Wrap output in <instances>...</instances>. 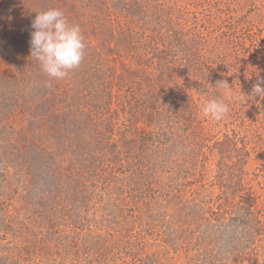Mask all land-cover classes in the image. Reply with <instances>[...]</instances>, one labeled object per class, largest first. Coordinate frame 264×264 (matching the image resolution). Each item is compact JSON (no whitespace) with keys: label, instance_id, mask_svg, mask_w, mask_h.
<instances>
[{"label":"rangeland","instance_id":"rangeland-1","mask_svg":"<svg viewBox=\"0 0 264 264\" xmlns=\"http://www.w3.org/2000/svg\"><path fill=\"white\" fill-rule=\"evenodd\" d=\"M49 8L86 44L64 79L30 55ZM258 78L264 0H0V264H264Z\"/></svg>","mask_w":264,"mask_h":264},{"label":"clouds","instance_id":"clouds-1","mask_svg":"<svg viewBox=\"0 0 264 264\" xmlns=\"http://www.w3.org/2000/svg\"><path fill=\"white\" fill-rule=\"evenodd\" d=\"M31 28L30 55L48 77L64 79L80 65L86 48L82 30L78 24L71 23L61 10L49 8L37 12ZM212 86L220 95L203 102L201 111L204 117L219 122L229 114L230 102L240 101L243 97L237 95L226 80H219ZM255 96H264V78L257 79L248 97Z\"/></svg>","mask_w":264,"mask_h":264}]
</instances>
